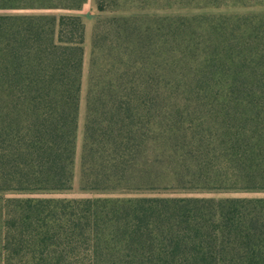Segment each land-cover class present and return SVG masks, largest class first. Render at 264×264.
<instances>
[{"label":"trees","instance_id":"1","mask_svg":"<svg viewBox=\"0 0 264 264\" xmlns=\"http://www.w3.org/2000/svg\"><path fill=\"white\" fill-rule=\"evenodd\" d=\"M85 1L0 0V194L72 188L85 26L36 11ZM164 1L81 155L83 190L151 196L6 198L3 264H264L263 197L172 195L264 191V0Z\"/></svg>","mask_w":264,"mask_h":264},{"label":"rangeland","instance_id":"2","mask_svg":"<svg viewBox=\"0 0 264 264\" xmlns=\"http://www.w3.org/2000/svg\"><path fill=\"white\" fill-rule=\"evenodd\" d=\"M101 7V9H100ZM172 9L164 1L152 3L151 0H86L79 10H44L36 11L45 14H69L80 16L85 26L84 56L82 68V91L80 110L78 116V129L76 139V156L74 161V179L69 191L51 192H26L0 194L1 202L6 198H96V197H128L151 196L148 191L140 193H107L103 191H90L81 188V155L84 142V124L86 118V104L88 89L93 82L103 80L105 75L114 77L120 72L128 58L126 51L130 50L141 34L151 35V15L158 16L182 13L180 6ZM32 11H25L31 13ZM175 12V13H173ZM241 12V11H240ZM1 13H16V11H0ZM151 43V37L144 40ZM100 76V78H99ZM95 79V81H94ZM179 196L196 197H263L264 191L257 192H193L175 193ZM1 216V210H0ZM1 232V217H0ZM0 264L2 261L1 236H0Z\"/></svg>","mask_w":264,"mask_h":264}]
</instances>
